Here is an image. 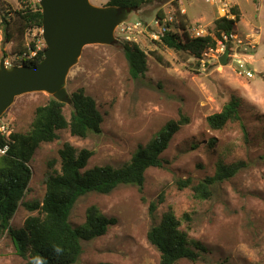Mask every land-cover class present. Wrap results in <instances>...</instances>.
<instances>
[{"label": "rangeland", "instance_id": "obj_1", "mask_svg": "<svg viewBox=\"0 0 264 264\" xmlns=\"http://www.w3.org/2000/svg\"><path fill=\"white\" fill-rule=\"evenodd\" d=\"M91 2L108 5V0ZM3 4V12L12 15L15 36L7 39L0 16V60L6 56L7 64L12 66L19 63L20 51L30 42H36L38 48L46 43L41 29L26 33L22 30L21 20L15 14L21 7L19 0H4ZM235 5L243 14L226 49L230 53L239 51L250 61L255 71L253 78L236 71L231 58L222 64L221 56L213 55L207 57L212 63L204 67L202 58L198 63L188 52L160 47L154 42L152 31H160L156 23L159 15L164 16V22H175L178 12L186 15L191 35L198 25L213 35L214 20L223 17L227 10L206 0H151L128 20L153 23L152 31L137 34V42L118 38L113 45L87 46L69 74L67 87L71 94L83 87L97 101L104 116L103 131L83 138L73 135L69 128L61 129L54 141L41 144L30 163L33 176L29 190L11 220V227L22 228L30 216L41 214L27 204H42L49 163L61 169L60 150L66 143L94 152L88 167H120L170 120L186 116L189 122L175 134L162 155L164 166L146 172L143 192L137 185L122 184L111 193L90 192L78 199L70 217L74 226L86 221L91 205L99 206L118 222L105 235L83 241V253L76 264L159 263L160 252L150 243L148 232L168 211H174L183 228L190 230L191 238L208 249L199 261L185 259L178 264H264V0H231L230 12ZM128 42L137 43L148 55V70L139 78L130 72L123 48ZM250 42L255 48L244 50ZM233 96L241 100L248 139L238 121L221 129L208 124V117L220 112ZM50 97L46 92L19 96L0 124H9L11 133L28 132L36 109ZM64 114L70 121L71 104H65ZM220 161H244L246 166L234 177L219 182L211 198H198L192 186L213 176ZM184 180L192 184L180 187L179 182ZM153 201L158 205L154 214L150 211ZM25 262L17 253L10 232L0 231V264Z\"/></svg>", "mask_w": 264, "mask_h": 264}, {"label": "trees", "instance_id": "obj_2", "mask_svg": "<svg viewBox=\"0 0 264 264\" xmlns=\"http://www.w3.org/2000/svg\"><path fill=\"white\" fill-rule=\"evenodd\" d=\"M4 0H0V16L5 27V35L10 41L14 38L12 15L4 11ZM15 14L21 20L22 30L26 33L34 29L43 31V9L39 2L19 0ZM151 0H108V4L125 6L139 10ZM236 17L223 16L214 20L213 35L194 37L188 32V19L178 12L175 22L160 23L165 27L160 39L154 42L160 47L185 51L197 59L210 47H216L218 40H225L224 35L235 33L241 21L242 11L239 6L231 8ZM10 16V17H9ZM42 37V35H39ZM117 42V41H115ZM130 72L139 78L148 70V55L137 43H124ZM46 46L38 48L36 42H30L20 51L19 63L22 66H34L44 59ZM65 103L50 97L49 101L36 109L35 118L28 132H14L9 138L0 134V146L9 145L5 154H0V231H9L17 253L23 257L25 264H76L83 253V241L105 235L111 226L118 222L114 216H108L97 205L87 208L86 221L78 226L71 222L72 210L78 199L90 192L108 194L122 184L137 185L144 190L146 172L152 167H163V153L170 146L175 134L189 122L182 116L179 120H170L146 145L139 146L131 160L120 167L96 165L88 167L94 152L89 149L78 150L66 143L60 150L61 169H55L49 163L46 181L47 189L42 204H27L32 209H39L41 214L30 216L19 229L11 227V220L17 213L21 202L29 190L33 176L31 161L42 143L52 142L58 137V130L69 128L75 136L86 138L103 131L104 116L97 101L80 87L72 92V114L68 121L64 114ZM238 121L248 139L249 132L241 114V100L233 96L220 112L208 117L211 128L221 129L229 122ZM246 166L244 161L217 164L215 174L208 176L192 186L200 199H209L215 186L226 179L234 177ZM190 180L179 182L180 187H188ZM157 202H152L150 211L154 214ZM188 219L190 220L189 215ZM148 239L160 252L157 264H178L182 260L199 261L208 249L205 245L191 238L190 230L183 228V223L174 211L163 214L148 232ZM111 264V263H107Z\"/></svg>", "mask_w": 264, "mask_h": 264}, {"label": "water", "instance_id": "obj_3", "mask_svg": "<svg viewBox=\"0 0 264 264\" xmlns=\"http://www.w3.org/2000/svg\"><path fill=\"white\" fill-rule=\"evenodd\" d=\"M43 9L44 59L34 66L7 64L0 60V119L26 93L46 92L65 104L72 103L68 77L89 45H113L116 29L136 10L91 0H40ZM228 63L227 53L220 58Z\"/></svg>", "mask_w": 264, "mask_h": 264}, {"label": "built area", "instance_id": "obj_4", "mask_svg": "<svg viewBox=\"0 0 264 264\" xmlns=\"http://www.w3.org/2000/svg\"><path fill=\"white\" fill-rule=\"evenodd\" d=\"M206 1L212 2L217 6L218 5L223 6V10H227L224 12V16L229 17L231 19H235L236 16L232 14L228 9L231 0H206ZM165 20L167 21V19ZM156 23L160 28V31L158 33L152 31L153 23L148 24L143 22L141 19L137 21L132 20V21L124 22L116 29L115 32L116 39L118 38L120 40L125 39V41L129 39L130 41L135 40L137 42L138 41L137 34L141 35L144 34V32L151 30L152 37L155 40L156 39L159 40L161 33H163L166 29L163 26V24L160 23V20H157ZM208 34H209L208 30H206V28L202 25L196 26L192 31V36L194 37H205ZM234 37H235V33L224 35L225 40L228 42L234 39ZM236 38L239 39L238 37ZM228 42H224L223 40H218L216 47H210L205 50L201 59L204 67L212 63V59H209L211 56L214 55V57L216 58L217 57L216 55H219L220 57L223 54L227 53L228 59L229 58L233 59V63L235 64L236 71H239L241 74H245L249 78H253L255 76V71L250 66V61L246 57H243V55L239 53V51L230 53L228 51L229 48L226 49V44ZM239 42L240 44H243L242 39H240ZM251 47L255 48V44L250 42L249 47H245L244 50L247 51ZM14 65H18V64H14ZM0 134L4 135L7 138L10 137L12 133L11 130L9 129V124H0ZM8 149H9V145L0 146V154H5L8 151Z\"/></svg>", "mask_w": 264, "mask_h": 264}, {"label": "crops", "instance_id": "obj_5", "mask_svg": "<svg viewBox=\"0 0 264 264\" xmlns=\"http://www.w3.org/2000/svg\"><path fill=\"white\" fill-rule=\"evenodd\" d=\"M238 1V0H237ZM238 6V5H237ZM243 14V13H242Z\"/></svg>", "mask_w": 264, "mask_h": 264}]
</instances>
